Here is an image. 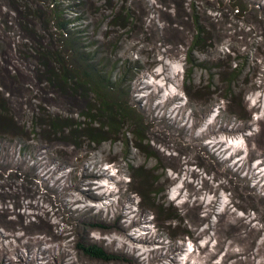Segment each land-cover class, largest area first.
I'll return each instance as SVG.
<instances>
[{"label":"rangeland","instance_id":"rangeland-1","mask_svg":"<svg viewBox=\"0 0 264 264\" xmlns=\"http://www.w3.org/2000/svg\"><path fill=\"white\" fill-rule=\"evenodd\" d=\"M160 1L61 0L69 17L84 11L81 27L104 68L126 71L123 97L148 129L138 152L123 134L127 121L109 133L74 130L93 129L94 117L78 115L99 105L40 83L55 67L34 63L37 46L49 43L34 32L48 12L39 7V15L37 0H0V94L19 122L45 108L71 125L70 138L37 143L24 161L9 155L17 160L7 168L21 167L0 170V264H62L61 253L72 264H264V102L255 105L253 87L264 80V0H244L241 16L227 0H192L208 34L191 65L190 2ZM126 14L132 21L122 28ZM86 133L106 141L90 143ZM127 163L141 168L132 185ZM83 243L110 260L86 256Z\"/></svg>","mask_w":264,"mask_h":264},{"label":"trees","instance_id":"trees-1","mask_svg":"<svg viewBox=\"0 0 264 264\" xmlns=\"http://www.w3.org/2000/svg\"><path fill=\"white\" fill-rule=\"evenodd\" d=\"M104 2H107V0H104ZM173 2L172 0L171 5ZM189 2L191 10L189 17L192 21L194 30L193 34H191L186 61L191 65L195 63L191 60L189 55L191 52L199 51L200 48L202 49V46L205 45L208 31L203 28L199 18L195 14V7L192 0H189ZM227 2L230 4V11L233 13L235 12L236 16H241L246 11L247 0L246 3L244 0H227ZM160 3L163 5L168 4L165 0L160 1ZM250 4L252 3H249V5ZM36 6H38L37 12L39 15L42 14V8L46 9L48 14L46 12L47 19L46 21H42L40 29L38 31L33 30L35 33L43 31L44 37L49 40V43L45 48L40 44L37 46L35 49V58L37 62L34 63H38L39 68L48 67L51 63L55 66L51 71L52 76L47 75L44 81L40 83H43L46 87L58 83L59 89H61L62 84V90L70 89L73 94L78 95L80 98H87V100H89L90 97L99 105V108H94V110L97 109L98 112L100 110L101 115L109 121L108 123H104L101 117L95 114L97 111L92 113L90 107L85 108V111H81L78 116L88 121H91L94 117L96 121H94L95 119L93 118V122L88 125L96 124V126L93 129H88L87 127H82L83 124L81 126L80 123H77L78 126L75 127L74 130L78 129L80 133H82L84 130L97 132L106 128L107 132L104 133H109L111 130L117 128L119 129L118 131H120V127L123 124L122 122L127 121L128 125L123 134L124 136L127 134L132 135L134 138L132 141L133 143L131 145L128 144V146L130 145L129 147L131 149L138 152L144 151L146 147L142 146V144L146 141L145 135L148 133V129L145 128L142 117H140L124 99L123 96H125V92L120 87L123 75L126 71L123 70V74L120 73L117 68L108 71L100 63V55L97 49L91 50L93 44L89 43L90 34L88 33V29L85 26L81 27L83 24L82 22L86 20L84 11H74L73 16L69 17V14L64 12V6L61 0H37ZM39 7H41V9ZM32 15L36 16V11H33ZM128 20L132 21L131 16L126 14V17L122 20L123 22H120V26L122 28L126 27L124 23ZM115 21L116 19L114 22ZM172 25L173 23L171 22V26ZM75 38L79 41H75ZM86 48H90V50ZM45 50H47V54L43 56ZM231 65L234 64L231 62ZM236 71L237 76H241L242 68H240L237 63L232 69V72ZM184 80L186 81L185 78L183 81ZM2 86L3 85L0 84V88ZM211 87L212 85H207V89ZM9 101L10 100L0 94V166H5L0 168L1 172H4V169H12L13 172V169H19L21 167L19 164H16L11 168H7L12 162L17 160L14 158L12 160L9 159V155L14 157L13 154L16 153L17 158L24 161L27 154L37 149L35 146L37 143H47L50 145L54 142H62L63 138L68 139L71 137V132H69L71 125L70 123H64V120L67 119L58 115L59 112L39 108L29 117L27 120L29 123L26 124L27 122L18 121L13 109L8 105ZM116 120H118V123H116ZM67 128L68 130L66 132ZM99 134L100 133H97L91 136L90 133H86L84 136L88 137L90 143L98 145L106 141V139L99 141ZM81 136V134L79 137L75 136V139ZM146 144V146H148L147 142ZM71 146H73L74 150L79 149V145L76 141L72 142ZM15 163L16 162L13 164ZM127 166L132 173V175H129L128 183L132 185L136 175L142 176L140 175L141 168L134 167L131 164L129 165V163H127ZM30 169L33 171L32 166ZM16 176L19 175L17 173H12L10 175L11 178H16ZM28 191L30 192L31 190L28 189ZM133 193L141 197L145 195V192L141 189ZM148 193L152 194L155 199L158 196V192L152 190H149ZM43 195L46 196V193ZM146 195L148 196V194ZM142 200L144 201L145 198ZM152 204L153 206L156 205V208H161L159 211L162 210V205L157 206L155 202H152ZM238 210L240 211L242 208ZM172 219L173 221H181L180 214H174ZM78 249L90 258L104 261L110 260L109 255L97 247H85L83 243L78 246Z\"/></svg>","mask_w":264,"mask_h":264},{"label":"bare ground","instance_id":"bare-ground-1","mask_svg":"<svg viewBox=\"0 0 264 264\" xmlns=\"http://www.w3.org/2000/svg\"><path fill=\"white\" fill-rule=\"evenodd\" d=\"M254 87V89H257L258 91H259V93L256 95V101H255V105L256 106H259L260 104H262L263 102H264V80H262L261 81V83L259 84V85H254L253 86ZM87 175H89V174H87ZM92 177H100V175H97V174H90ZM111 195L113 194V191H111V193H110ZM89 196H91V197H93L91 194H88ZM95 197V196H94ZM97 200V199H96ZM78 203H80L81 202V199H77L76 200ZM81 211H84V210H81ZM61 255H62V257H61V262H62V264H72V262L71 261H69L70 259H72V258H70L69 256L70 255H67L69 258H68V262H65V260H64V257H63V253H61ZM229 255H231V254H229V253H225V256H224V260L225 259H227L228 258V256ZM240 255V254H239ZM21 259H24L25 257H20ZM45 259H47V258H49L48 257V255H45V257H44ZM57 258V257H56ZM55 259V257L54 258H52V260H54ZM119 259L120 260H124V258H123V254H122V252L119 254ZM130 259L134 262V263H138V260H137V258H135V257H133V256H131L130 257ZM49 260V259H48ZM49 263H50V260L48 261Z\"/></svg>","mask_w":264,"mask_h":264}]
</instances>
